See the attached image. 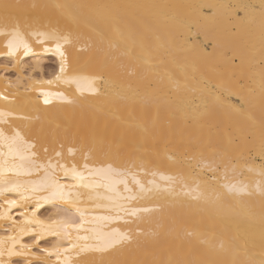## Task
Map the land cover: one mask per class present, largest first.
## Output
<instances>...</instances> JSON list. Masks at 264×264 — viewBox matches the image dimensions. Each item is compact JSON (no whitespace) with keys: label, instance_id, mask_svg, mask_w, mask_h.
<instances>
[{"label":"bare ground","instance_id":"1","mask_svg":"<svg viewBox=\"0 0 264 264\" xmlns=\"http://www.w3.org/2000/svg\"><path fill=\"white\" fill-rule=\"evenodd\" d=\"M2 3L22 6V26L27 18L43 32L70 30L71 43L61 40L67 57L61 73L54 40L41 45L25 36L35 55L24 56L21 48L9 57L0 37V95L9 97L0 100V111L12 113L6 119L37 144L36 164L75 163L84 172L83 183L97 186L83 187L56 168L49 171L64 187H46L44 168L36 170L9 155L7 146L0 148V260L58 264L59 252V261L101 264L98 254L77 255L79 248L71 245L95 243L77 236L92 237L107 224L132 239L105 256L104 264H264L261 0ZM241 4L254 8L247 18L229 7ZM49 60L53 67H46ZM77 72L97 78L77 91L75 83L66 82ZM93 146L89 168L109 161L129 182L139 181L129 185L135 191L140 185L153 189L130 204L117 197L126 210L136 211L135 216L119 212L127 222L101 218L109 214L105 205L113 203L102 198L105 193L127 194L122 184L109 191L104 174L89 175L83 168ZM10 200L16 205L10 207ZM81 213L83 228L63 223L70 216L79 224ZM37 235L38 246L21 248L33 245ZM13 238L23 255L9 256Z\"/></svg>","mask_w":264,"mask_h":264},{"label":"snow or ice","instance_id":"2","mask_svg":"<svg viewBox=\"0 0 264 264\" xmlns=\"http://www.w3.org/2000/svg\"><path fill=\"white\" fill-rule=\"evenodd\" d=\"M21 5L18 4H10V3H2L0 4V37H3L6 40V48L8 49L6 55L9 57H15L17 52L20 51V49H23V55L24 56H31L35 55L33 49L29 46V44L25 40V36H32L35 37V42L37 44L43 45L45 40H54L56 42V48L55 51L59 55L61 59V67L60 72L65 73L66 71V64H67V57L65 55V52L62 51V44L61 40L63 41V44H70V36L71 31L66 30L62 31L60 29H53L48 32L40 31L39 29L33 28L30 24L27 23V18H24L25 23L21 24L22 17L19 14V9L21 8ZM31 7L35 8L36 5H32ZM57 7H61L57 5ZM234 9L236 13H243L244 18H247L250 14V11H254L253 6L241 4V5H234L229 6ZM260 17H261V29H262V55H264V0H261V6H260ZM72 22L75 23V17H72ZM48 49H45L47 51ZM7 67V66H5ZM261 87L262 90H264V67L261 68ZM96 76H85L82 73H71L67 81L69 84L75 83L77 86V91L82 92L81 83L86 82L89 85H93L95 82ZM19 79V78H18ZM57 80L61 79L60 76H57ZM48 83H51L49 81ZM90 91H94V88H90ZM45 99L44 104H49L50 101L47 98L48 93H45ZM64 99V101L68 104H72L75 101L68 97H61ZM9 97L0 95V100H8ZM12 113L8 111H0V148L3 146H7L9 150V155H17L22 160H28L33 167L38 170L40 168H44L45 170V177L44 180L41 182L46 187H56L58 189H62L64 185L60 184V179L55 175V172H50L49 169H63L65 176H71L73 180L78 181L81 186L83 187H95L97 185H93L90 183H83L86 179L84 172L79 171L78 167L75 163L71 165V167H66L64 163H61L59 160L55 165L52 164L51 160L48 161L47 165L44 164H36L33 157L37 156V152L35 149L37 148V144L32 141L28 134L23 131V129L17 128L10 119H6V117L11 116ZM19 119H28V117L20 116ZM61 148H63V145H61ZM44 152H48V148L45 147ZM94 151V146L87 149L86 154L84 155V164L83 168L88 170L89 175H100L104 174L106 179L109 180L108 188L109 191H114V186L116 184H122L123 185V193H126L127 195H121L120 193H117L116 196H108L106 193L103 195L102 198L112 200L113 203L109 205H105L109 209V214L105 215L104 217H101L105 220H125V217H122L119 215V212L125 211L126 215H136V211L132 210L131 208L125 209V205L123 203H120L117 197H120V199L124 200L127 203H131L132 201L143 198L146 192H151L153 189H147L143 185L139 186V191H135L134 188L130 187V183H133L135 185H139V181L135 180V177H133V180L129 182L126 178V173L124 171H120L113 167L111 162L105 161L106 167H93L89 168L88 160L91 158L92 152ZM260 153L261 157L264 158V139H262L260 144ZM68 154L70 156H74L76 154V150L73 147L68 148ZM0 155H3V152L0 151ZM56 157H62L63 153L61 151L55 152ZM32 168H29L28 174L32 171ZM261 174L264 175V165H261ZM3 172L0 171V182H2ZM15 190V189H11ZM2 191V190H0ZM98 197L100 194H97ZM261 196H264V189L261 190ZM63 198V197H61ZM91 198V196H90ZM7 199V198H6ZM27 199V197H25ZM48 199V198H45ZM9 206L13 207L16 205L15 200L8 201ZM100 206V205H97ZM39 207V204L36 206ZM56 211L68 213V209H56ZM111 212H116V216H111ZM21 215H25L24 213H20ZM30 223V221H27ZM125 222H127L125 220ZM15 223V221H14ZM63 223L66 224H72L76 227L83 228L85 224V214L81 213L80 216V222L79 224H76L74 220L70 218V216H65V219ZM22 231L26 234L28 232L27 228L22 229ZM39 238H41L39 235H37V238L33 245H21V248L28 249L34 246H38ZM78 239H84V240H94L95 243L85 244V245H78V244H72V248H79L80 253H94L98 254L101 258V264H104V257L110 256L112 253H114L117 249L123 247L125 244L130 243L132 237L124 232H120L116 228H109L106 224L104 229L100 230L99 232H96L94 236L89 237L87 235L81 237L77 236ZM18 243V241L13 238V249L9 250L8 254L11 255H23V252H17L15 251V244ZM3 255V252H0V256ZM58 257V264H70V261L68 259H65L63 261H59V252H57ZM0 264H11V262H5L3 260H0ZM28 264H31V262H28ZM109 264H117L115 261H110Z\"/></svg>","mask_w":264,"mask_h":264},{"label":"rangeland","instance_id":"3","mask_svg":"<svg viewBox=\"0 0 264 264\" xmlns=\"http://www.w3.org/2000/svg\"><path fill=\"white\" fill-rule=\"evenodd\" d=\"M53 66H54V61L53 60H49V61L46 62V67H53ZM8 76L13 77L14 76L13 72L8 73Z\"/></svg>","mask_w":264,"mask_h":264}]
</instances>
